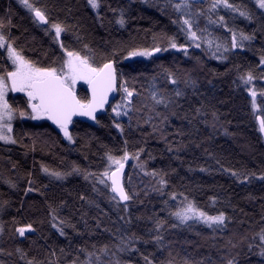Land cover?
I'll list each match as a JSON object with an SVG mask.
<instances>
[{
  "label": "trees",
  "instance_id": "obj_1",
  "mask_svg": "<svg viewBox=\"0 0 264 264\" xmlns=\"http://www.w3.org/2000/svg\"><path fill=\"white\" fill-rule=\"evenodd\" d=\"M209 1H192V14ZM29 2L45 11L47 24L39 23L21 0H0L4 34L26 58L42 67L59 66L64 58L60 43L82 55L87 54L83 49L87 44L97 61L114 49L122 50L116 57L117 68L135 92L120 116L111 111V105L122 100L118 93L98 115L99 123L74 120L69 127L72 141L46 118L16 117V143L0 142V262L227 264L231 259L234 264H264L260 254L264 248L260 239L264 232V138L256 119L264 116V66L259 63L264 56V9L256 0H229L251 19L225 7L216 14L225 17L228 28L253 36L242 48H231L228 28L209 23L204 15L194 25L197 34L209 28L224 42L226 59H216L209 46L187 37L180 26L184 13L172 7L175 0H99L98 9L88 0ZM121 9L123 26L117 22ZM52 23L67 30L55 38ZM170 37L177 44L187 43L188 54L169 48ZM154 46L167 50L148 58H122L131 48ZM7 66L0 48V67ZM249 71L254 79L245 84L240 76ZM168 72L177 84L167 79ZM153 83L170 100L167 106L152 101L149 85ZM249 88L257 92V111L252 108ZM176 90L183 94L175 96ZM77 93L88 94L85 84ZM8 100L13 107L24 108L27 98L17 93L8 95ZM181 144L184 147L177 151ZM141 148L137 160L134 156ZM125 149L131 160L124 185L133 198L117 205L111 199L110 183L100 184L97 177L108 165L105 154L122 156ZM43 167L66 175L57 179ZM153 169L158 176L150 174ZM232 172L255 176L237 179ZM160 176L167 180L163 187L158 183ZM185 197L210 215L225 212L226 227L213 230L202 222L180 225L170 213L186 203ZM157 220L164 221L159 230ZM27 224L32 231L21 236L16 229ZM152 236L163 240L157 243ZM122 237L133 239L124 244ZM105 245L107 250L101 251Z\"/></svg>",
  "mask_w": 264,
  "mask_h": 264
},
{
  "label": "snow or ice",
  "instance_id": "obj_2",
  "mask_svg": "<svg viewBox=\"0 0 264 264\" xmlns=\"http://www.w3.org/2000/svg\"><path fill=\"white\" fill-rule=\"evenodd\" d=\"M21 2L27 7L31 12L34 13V18L40 22L47 24L48 17L44 10L36 7L34 4L30 3L29 0H21ZM89 5L93 9H98L100 7L99 0H88ZM259 8L264 9V0H256ZM223 5L225 8L231 9L234 12H239L241 16L248 17L251 16L246 11H241L237 6L229 3V0H213L210 5L211 10H215L219 5ZM173 8L177 11L183 12L184 15L181 16V28L186 33L187 37L195 42L202 38L201 35L197 34L194 30V25L198 23L199 16L203 15V11L199 8L196 9L195 14H192L191 10L193 8V3L190 0H180L179 3L173 4ZM115 11V10H113ZM210 23L222 25L224 28H228V24L225 21L224 16H220L216 20H211L208 17ZM117 22L123 26L125 24V12L123 9L120 10L119 18ZM10 24V19L8 20ZM51 28L55 31V38H59L61 33L67 30V26L60 23H52ZM5 19L0 18V48L6 49L7 59L11 61L10 65L7 67H0V141L16 143V140L11 135L13 131L12 121L15 115L18 113L21 117L30 116L32 119L47 118L51 120L63 133L69 141L73 140V135L69 131V126L73 122L74 116H85L92 120L97 121V112L100 109H104L107 104H109V96L112 93H119L122 96L121 102L111 105L112 113L116 116H120L122 113V107L127 108L131 104L133 94L135 89H129L127 87V80L123 78V73L117 68L116 57L118 54L122 53V50L114 49L112 53L106 54L100 61L96 60V54L89 45L84 44L83 49L87 54H81L80 51H69L64 47L63 43H60V47L64 50V58L62 59L59 66H39L36 62L26 58L20 50H18L12 40H10L5 34ZM204 30H201L203 33ZM231 32V48H242L244 47V41H250L253 36L247 35L244 32H236L233 29L228 28ZM168 47L172 49L183 50L185 55H187L188 44H177L174 38H169ZM205 42L211 48L213 46V39L209 36L205 39ZM197 48L200 47L199 43L195 45ZM216 51L213 55L216 59H226V56L218 55L221 49L227 51L226 45L219 42L215 43ZM167 49L161 48L160 46H154L152 48H131L127 50V56L123 57H150L154 53L161 51H166ZM260 65L264 66V56H261ZM55 64V61L53 62ZM155 81V77L152 78ZM167 79L175 85L177 80L174 78L171 72L167 73ZM241 81L245 84H249L254 79V76L249 71L246 75L240 76ZM79 81H83L87 85V95L80 96L77 94L76 85ZM187 83V82H186ZM194 85V81L192 82ZM150 96L154 104H164L165 106L170 103V100L161 93L160 89L153 83L149 85ZM251 94V104L255 111L259 108L256 102L257 92L253 89H248ZM9 92H19L24 93L27 100L24 108H16L8 100ZM183 93L176 90L174 95L179 97ZM155 109L153 108V111ZM199 112V109H197ZM124 115H128L126 111L123 112ZM159 115V113H157ZM165 120L167 117L164 118ZM256 119L259 121V128L261 132H264V116H257ZM147 123V121H145ZM115 127L120 129L121 132L124 131L123 126L119 123H115ZM155 130V129H154ZM163 139V137H161ZM127 144V141H125ZM184 145L176 146V150L179 151ZM169 151H172V146L169 147ZM143 149L137 150L134 158L139 160L140 152ZM107 157L108 165L105 167L99 176V183L108 185L110 183V190L113 194L111 199L117 202H129L132 200V195L125 190L124 184L122 183V175L124 172L125 162L129 159L130 153L125 149L122 156H114L110 152L105 154ZM219 163V161H217ZM15 167V165H14ZM139 167L143 170L144 164L140 163ZM42 170L49 173L51 176L57 179H62L64 175L58 171H52L47 167H43ZM78 171V169H77ZM231 172L232 170L229 169ZM152 176H158L159 173L153 169L150 173ZM233 176L237 179L243 176L244 180H248L250 177L255 176V173L249 172L247 174L232 172ZM87 178V174H86ZM261 179H264V173L261 174ZM158 183L163 187L167 184V180L163 176H160ZM35 190V189H31ZM175 197L176 193H171ZM186 203L181 206H177L174 211L170 214L179 221L180 225H187L189 222H202L208 225L209 228L223 229L226 227V221L228 217L225 212L219 211L215 215H210L208 212L196 207L193 201H189L187 197L184 198ZM215 201V197L212 198ZM167 203V202H165ZM125 210H127V203L124 204ZM121 219H123L121 217ZM129 223V221H125ZM164 224L163 220H157L155 222V228L161 229ZM172 227H177L179 225H171ZM32 225L27 224L23 227H19L16 231L23 236L26 229H31ZM2 230V229H0ZM61 234L63 235V230L61 229ZM133 237H129L128 240L121 238L122 243L128 244ZM135 239H140V237H135ZM152 240L160 243L163 240L162 236H152ZM260 239L264 241V232L260 234ZM147 243V241H145ZM119 247V245H117ZM135 247V244H132ZM107 245H105L101 251H106ZM124 249L121 248V251ZM3 249H0L2 252ZM21 250L18 248L17 252ZM262 256H264V248L261 249ZM23 253L21 252V258H23ZM89 256L92 253H88ZM147 260V258L145 257ZM2 264V262H0ZM28 264H36V261L29 260ZM75 264V261H73ZM118 264V262H117ZM151 264V261L148 262ZM169 264H172L169 261ZM185 264H190V262L185 261ZM227 264H234L233 260H228Z\"/></svg>",
  "mask_w": 264,
  "mask_h": 264
},
{
  "label": "rangeland",
  "instance_id": "obj_3",
  "mask_svg": "<svg viewBox=\"0 0 264 264\" xmlns=\"http://www.w3.org/2000/svg\"><path fill=\"white\" fill-rule=\"evenodd\" d=\"M175 2H176V3H179L180 0H175ZM190 2H192V0H190ZM212 3H213V0H210L209 3L206 4V6H205L204 8H199V9H201V10L203 11V15H204L207 19H208V17H210L211 20H216V19H218V18L216 17L217 11H218L220 8L224 7V6L221 4V5H219L215 10H211V9H210V5H211ZM191 12H192V10H191ZM208 21H209V19H208ZM209 23H210V22H209ZM212 24H213V23H212ZM195 27H196V26H194V30H195ZM204 31H206L204 34L201 33V32H198V35H201V36H202V38H201L200 40H198V41H199L200 43L205 44V45L208 46V44L205 42V39L208 38V37L210 36V37L213 39V46H212L211 48L209 47V48L212 50V52H215V51H216V49H215V43L219 42V43H221V44H224L223 41H221V40L218 39L216 36H214V34L212 33V31H211L209 28L204 29ZM224 45H225V44H224ZM1 49L5 52L6 63H7L8 65H10L11 61H9V60L7 59V52H6V49H4V48H1ZM223 52H224V50L221 49V52H220V53H217V54H218V55H222ZM138 57H141V56H138ZM144 58H148V57H144ZM84 84H85V86H86V83H85V82H83V81H79V82L77 83V85H76V89L78 90V88H79L81 85H84ZM17 93H19V92H9L8 95H10V94H17ZM20 94H24V93H20ZM24 95H25V94H24ZM256 111H257V109H256ZM17 116H19L18 113L15 115V117H14V119H13V121H12V124H13V125H14V120L16 119ZM29 117H30V116H29ZM31 119H32V118H31ZM42 119H44V118L33 119V120H35V121H40V120H42ZM11 135H12L13 138H14V132H13V131H12ZM14 139H15V138H14ZM0 142H2V143H6V144H12V142H10V141H9V142L0 141ZM130 160H131V158L129 157V159L126 161V163H128ZM97 179H98V181H99V176L97 177ZM29 231H32V228H31V229H26L25 233H27V232H29Z\"/></svg>",
  "mask_w": 264,
  "mask_h": 264
},
{
  "label": "water",
  "instance_id": "obj_4",
  "mask_svg": "<svg viewBox=\"0 0 264 264\" xmlns=\"http://www.w3.org/2000/svg\"><path fill=\"white\" fill-rule=\"evenodd\" d=\"M193 2H195V3H203L204 2V0H192ZM39 23H41V24H45L44 22H40V21H38ZM159 53V52H158ZM155 54H157V53H154L153 55H155ZM134 57H131V58H126V59H124L125 61H128V60H131V59H133ZM86 87H87V85H86ZM78 94V93H77ZM117 95H118V93H112V94H110V96H109V104H107L106 106H105V108L104 109H100V110H98V112H97V117H98V115L102 112V111H104L114 100H115V98L117 97ZM258 116H260V115H258ZM47 119V118H46ZM76 119H79V120H83V121H86V122H94V120H92L91 118H89V117H85V116H74L73 117V121L74 120H76ZM48 120V119H47ZM52 125H54V126H56L51 120H48ZM258 123H259V121H258ZM57 127V126H56ZM70 127V126H69ZM262 133V136H263V138H264V132H261ZM126 171H127V163L125 162V167H124V172H123V175H122V183L124 184V177H125V174H126ZM124 187H125V185H124ZM125 190H126V187H125ZM127 191V190H126Z\"/></svg>",
  "mask_w": 264,
  "mask_h": 264
}]
</instances>
